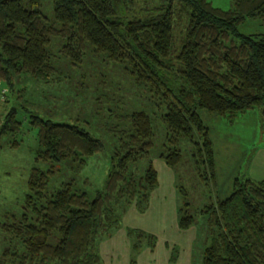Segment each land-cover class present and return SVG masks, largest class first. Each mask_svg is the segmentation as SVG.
<instances>
[{"label":"trees","instance_id":"16d2710c","mask_svg":"<svg viewBox=\"0 0 264 264\" xmlns=\"http://www.w3.org/2000/svg\"><path fill=\"white\" fill-rule=\"evenodd\" d=\"M133 3L51 0L48 20L40 0H0V86L11 91L13 78L20 75L51 82L56 74L49 51L53 39L70 65L79 64L88 47L122 64L136 85L162 100L165 111L159 118L167 134L157 157L174 169L181 157L179 140L187 139L195 163L203 168L200 178L213 183V150L198 111L228 120L253 110L264 113V0H232L226 11L206 0H163L145 16L130 17ZM247 20L259 21L263 31L239 33ZM110 119L109 171L102 187L88 194L73 178L54 188L49 181L60 163L82 168L101 152L102 142L78 125L28 118L38 145L35 161L49 167L31 168L20 212L2 228L17 246L3 250L0 264H101L98 244L119 228L128 207L146 210L156 187L148 159L151 119L134 110L111 112ZM20 126L11 108L0 134H18ZM183 205L177 209L180 230L194 224L188 203ZM200 213L206 246L199 264H264V180L235 178L230 193ZM126 236L130 264L143 246H154L153 236L141 231L126 229Z\"/></svg>","mask_w":264,"mask_h":264},{"label":"rangeland","instance_id":"374dc122","mask_svg":"<svg viewBox=\"0 0 264 264\" xmlns=\"http://www.w3.org/2000/svg\"><path fill=\"white\" fill-rule=\"evenodd\" d=\"M162 1L134 0L129 16L143 17L147 14L146 10ZM206 1L223 11L228 10L232 4V0ZM40 10L50 20L51 0H40ZM258 22L247 20L238 26V32L251 34L263 31ZM56 43L58 39H53L49 47L50 59L56 70L51 82L43 83L28 75H20L13 78L11 91H7L4 83L0 86V91L5 89L4 95L0 94V127L4 115L11 108L21 123L18 134H0V260L4 249L9 251L17 246L15 240L10 239V235L2 228L8 224V217L17 216L20 212L28 192L26 184L31 168L46 170L49 167L47 163L35 161L38 145L35 129L28 125V118L38 116L78 125L102 142L101 152L88 157L82 168L70 169V163H60L54 167L55 173L49 181V185L54 188L60 182L73 178L77 187L92 194L102 187L110 167V114H123L130 110L143 111L151 119L153 138L148 159L153 161L158 172L165 199H168L167 194L170 193L171 203L174 202L177 208H183V203H188L185 208L194 216L190 232L198 235L195 242L198 255L206 246L203 227L205 218L200 210L225 198L235 178H247L255 182L264 180V113L260 115L257 110H253L228 120L204 110L198 111V116L208 129L214 155V181L204 182L200 178L203 168L195 163L196 155H192L195 152L189 140H179L181 157L173 170L157 157L158 153L164 151L167 134L159 118L165 111L159 97L147 88L136 85L122 64L108 61L103 54H97L88 47L82 61L70 65L59 54ZM13 141L17 142V146L11 147ZM159 166H163V169L160 170ZM86 180L87 183L82 184ZM164 181L169 182L168 187ZM165 217L167 229L161 232H171L175 220L168 211Z\"/></svg>","mask_w":264,"mask_h":264},{"label":"crops","instance_id":"0c3cea01","mask_svg":"<svg viewBox=\"0 0 264 264\" xmlns=\"http://www.w3.org/2000/svg\"><path fill=\"white\" fill-rule=\"evenodd\" d=\"M151 166L156 174V187L149 194L146 210L139 213L134 206H130L121 218L119 228L110 237L99 242L98 253L101 264H130V243L126 236V229L138 230L154 238L153 248L143 246L135 256L134 264L200 263L202 250L197 255L195 247L198 235L196 232H190L191 227L185 230L178 229L176 223L177 205L175 207V203H171L170 193L167 194L168 199H165V193L161 188L153 161ZM159 168L161 170L163 166H159ZM164 184L168 187L169 182L164 181ZM166 211L175 220L174 229L171 232H161L167 229Z\"/></svg>","mask_w":264,"mask_h":264}]
</instances>
